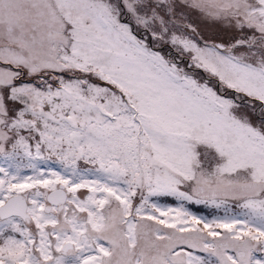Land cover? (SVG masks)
Returning <instances> with one entry per match:
<instances>
[{
    "label": "snow or ice",
    "instance_id": "snow-or-ice-1",
    "mask_svg": "<svg viewBox=\"0 0 264 264\" xmlns=\"http://www.w3.org/2000/svg\"><path fill=\"white\" fill-rule=\"evenodd\" d=\"M0 264H264V0H0Z\"/></svg>",
    "mask_w": 264,
    "mask_h": 264
},
{
    "label": "rangeland",
    "instance_id": "rangeland-1",
    "mask_svg": "<svg viewBox=\"0 0 264 264\" xmlns=\"http://www.w3.org/2000/svg\"><path fill=\"white\" fill-rule=\"evenodd\" d=\"M168 203H172L171 200L168 201ZM191 207V210L193 212H196L198 215H204V216H208L209 218H212V216L214 215H223V211L222 210H216L210 206H206V205H196V206H189Z\"/></svg>",
    "mask_w": 264,
    "mask_h": 264
}]
</instances>
